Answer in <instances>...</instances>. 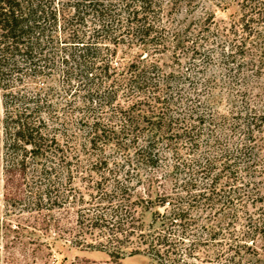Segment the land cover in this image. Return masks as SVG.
<instances>
[{
  "label": "trees",
  "instance_id": "16d2710c",
  "mask_svg": "<svg viewBox=\"0 0 264 264\" xmlns=\"http://www.w3.org/2000/svg\"><path fill=\"white\" fill-rule=\"evenodd\" d=\"M220 3L236 5L238 12L213 36L203 33L211 30L209 18L202 22L193 50L209 64L214 58L205 49L201 53L199 44L210 43L234 90L250 64L248 40L259 49L264 44V0ZM162 12V0H0L4 106L8 110L27 99L38 103L34 113L42 111L44 88L30 95L17 91L18 83L38 78L45 69L54 74L60 69L69 109L98 114L81 117L77 123L83 129L64 145L34 141L30 154L37 173L50 178L55 170L42 162L60 159L73 184L71 166L79 167L82 158L101 168L109 166L112 155L121 158L113 164L124 169V182L116 177L107 184L101 175L88 187L97 208L78 214L69 239L73 247L104 249L112 260L70 264H122L134 256L149 257L151 264H264V114L250 109L247 88L234 97L245 106L231 98L228 114L200 112L199 106L212 105L213 77L201 85L214 86L209 95L202 98L192 83L193 94L184 103L183 87L173 83L183 75L164 71L159 62L164 52L180 60L179 52L190 48L180 33L165 37ZM121 47L137 51L116 62ZM203 138L207 151L194 158ZM163 166L168 170L159 175ZM143 169L153 170L145 181ZM134 180L147 185L144 195L137 193ZM70 193L67 199L74 196ZM42 198L50 200L49 193H39ZM139 204L146 210L157 207L148 226Z\"/></svg>",
  "mask_w": 264,
  "mask_h": 264
},
{
  "label": "rangeland",
  "instance_id": "374dc122",
  "mask_svg": "<svg viewBox=\"0 0 264 264\" xmlns=\"http://www.w3.org/2000/svg\"><path fill=\"white\" fill-rule=\"evenodd\" d=\"M162 8L161 20L165 25L162 32L165 37L180 33L184 35L186 46L190 48L189 53L179 52L180 60H175L172 52H164L159 62L164 71H176L183 75L182 79H175L173 83H179L183 87L184 103L185 97L193 94L192 83L196 85L194 87L202 90L200 92L202 98L209 95L210 88L214 86L203 88L204 86L201 85L207 78L213 77L215 82L212 84H215V88L211 89L212 96H209V102L212 105L205 103L208 106H199L200 112L230 113V99L236 96L235 93L239 88H247L250 109L256 107L255 113L264 114V44L259 49L250 45L252 40H248L249 49L245 59L250 64L242 69L245 80L243 78V82L238 84L235 82L234 90L232 87L229 89V84L232 85V77H228L229 71L220 64L210 43L205 41L199 44L201 53L205 49V52L209 51L214 58L209 61V64H203L208 61L203 60V57L193 50L194 37L202 33L200 32L202 22L209 18L208 25L211 30L203 33L213 36L212 33L217 27H223L229 23L232 15L238 12V7L227 6L220 3V0H162ZM136 51L121 47L114 60L119 62L124 55L127 59H131ZM60 71L58 69L54 74L45 69V73L38 78H28L25 82L18 83L17 91L27 92L30 95L44 88L41 96V106H44V109L38 113L33 112L38 103L27 99L12 103L7 110L4 106L6 101L4 91L0 87V264H70L77 259L106 263L112 260L104 249L90 250L73 247L69 239L71 229L77 226L78 214L89 211L94 213L97 208L89 196L92 188L88 187L102 180L101 175H105L107 184L114 183L116 177L124 182V169L113 164V159L121 160L120 156L112 155L111 163L104 168L91 166L85 162V158H82L84 163L79 167L71 166L73 184H70L60 159L49 157L47 161L42 162L55 170L50 178H46L37 173V161L30 154L32 143L37 140L49 143L56 140L64 145L71 133H78L79 129H83L77 123L81 117L84 115L93 117L94 114H98L72 112L69 109L72 101L64 93L67 87ZM48 90L50 95L47 99L45 96ZM230 90L234 96L230 94ZM192 97L194 100L197 95L194 94ZM234 99L238 107L246 105V101L242 98ZM77 101L80 103L79 100ZM123 102L120 100V103ZM205 141L204 138L201 140L194 158L202 159V155L206 153ZM167 170L163 166L158 170V174L162 175ZM117 172L118 175H115ZM152 172L151 169H143V181L147 175H152ZM131 184L136 187L137 193L144 195L147 191V185L144 182L138 184L137 180H134ZM70 191L74 196L76 195L77 200L73 198L74 196L67 199V196L71 194ZM39 193H49L50 200L42 198L40 202ZM84 194L85 202L79 203ZM62 196L65 199H62ZM136 208L142 222L148 226L152 222L153 212L157 207L146 210L143 204H139ZM121 263L151 264L152 261L146 256H134L123 259Z\"/></svg>",
  "mask_w": 264,
  "mask_h": 264
}]
</instances>
